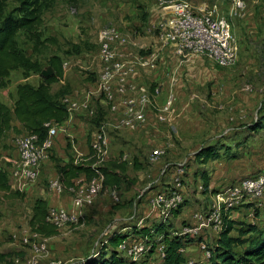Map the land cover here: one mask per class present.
I'll return each mask as SVG.
<instances>
[{
  "label": "rangeland",
  "instance_id": "obj_1",
  "mask_svg": "<svg viewBox=\"0 0 264 264\" xmlns=\"http://www.w3.org/2000/svg\"><path fill=\"white\" fill-rule=\"evenodd\" d=\"M245 1L244 13L231 19L233 36L240 46L238 58L231 66L222 68L203 56L183 59L174 53L177 62L169 76H175L169 80L174 78L175 102L167 115L166 136L171 144L164 145L165 136L155 134L140 149L127 130L111 131L109 154L113 156L110 154L108 159L121 157L129 150L128 159L131 157L126 179L117 189L118 201L101 192L93 204L79 211L77 222L57 228L54 235L36 239L29 220L32 202L39 193L33 190L27 194L25 187L18 189L9 178L14 191L0 192V264H103L105 260L116 259L123 261L120 264H167L162 253L174 236L185 238L180 264H199L207 258L204 250L213 248L225 218L234 221L231 236H238L237 230L249 224H263L264 195L232 194L241 180L264 174V126L250 130L264 113V0ZM40 3L42 39L49 40L37 50H33L24 31L19 32L16 40L20 49L38 60L42 68L52 55L60 56L62 61L80 52L96 57L98 32L104 27H114L128 37L129 42L122 48H138L135 45L139 41L145 42L142 49L149 51L148 43L154 45L156 41L160 46L158 32L167 17L160 0H41ZM218 3L219 14L227 16L231 0ZM13 6L16 4H9V8ZM39 76L31 74L29 81L36 83ZM10 77L13 85L23 75L17 70ZM156 113L152 108L153 118L148 125L162 128L163 122L157 120ZM14 139L8 134L4 143L10 150L7 152L10 160L14 159ZM201 147H212L218 151V157L202 163L195 157ZM155 148L164 150L154 161L156 167L149 161ZM143 150L148 158L144 162H149L141 168V164L138 167L132 160H138L137 155ZM2 152L0 148V167L7 170L10 162L2 159ZM140 174L142 183L135 186ZM203 175L207 178L206 185ZM49 180H40L39 173L35 183L47 192ZM158 190L179 197L176 205H155L152 199ZM15 191L18 194H12ZM148 191L154 194L153 198L146 199ZM68 196L72 199L69 193ZM228 199L232 202L229 207ZM201 219L206 226H200ZM189 228L197 230L189 233ZM248 237L254 236L245 234L240 239ZM38 242L44 245L43 251L34 250L33 245ZM246 245L247 242L235 250L240 251Z\"/></svg>",
  "mask_w": 264,
  "mask_h": 264
},
{
  "label": "built area",
  "instance_id": "obj_2",
  "mask_svg": "<svg viewBox=\"0 0 264 264\" xmlns=\"http://www.w3.org/2000/svg\"><path fill=\"white\" fill-rule=\"evenodd\" d=\"M160 2L167 16L166 20L160 24L158 32L160 48H170L183 59L203 56L222 68L231 66L237 60L240 46L233 36L231 19L244 13L247 6L245 0H231L227 16L219 14L218 0H211L202 8L193 6L187 0H160ZM98 42L99 57L102 62V70L99 75L100 98L107 106V112L110 115H106L100 121L89 143V149L94 158L92 164L94 176L86 180L85 175L81 174L68 188L59 181L58 177L49 181V188L56 195L69 193L72 196L73 210L69 211L65 208L48 210L47 220L56 228H61L67 223L77 222L79 211L83 207L93 204L101 192L110 194L115 201H118L117 188L105 187L103 184L104 174L98 169L108 160L111 131H137L147 126L149 124L147 113L151 112L152 108L157 110V120L164 122L175 102L174 78H171L169 89L165 91L164 102L162 105H158L155 96L160 93V87L138 84L134 80L135 69L131 62L121 61L117 58L116 46H123L126 43L125 35L121 31L114 27H104L98 32ZM153 61L154 59L151 57L142 65L153 67ZM62 100L67 105L68 116L83 106L68 96H64ZM56 131L57 125L51 124L47 137L42 142L38 141L36 135L29 133H22L15 137L14 145L17 157L9 160L7 172L18 189L36 182L42 161L52 151L53 137ZM163 153L162 148H155L150 154V159L156 160ZM242 193L253 197L264 195V174L241 180L233 188L232 194L240 195ZM178 198L173 193L163 190L156 194L154 204L174 207ZM227 205L228 207L232 205L231 200ZM200 226H206L203 219H201ZM196 230L189 228L187 232H196ZM32 234L36 239L42 237L34 231ZM33 246L35 251H43L45 248L40 242ZM200 247L205 249L203 244ZM204 251L208 257L209 250ZM162 256L165 257L164 252Z\"/></svg>",
  "mask_w": 264,
  "mask_h": 264
},
{
  "label": "trees",
  "instance_id": "obj_3",
  "mask_svg": "<svg viewBox=\"0 0 264 264\" xmlns=\"http://www.w3.org/2000/svg\"><path fill=\"white\" fill-rule=\"evenodd\" d=\"M41 0H0V91L10 84L12 72L21 70L23 78L27 79L31 74H38L42 70L40 62L27 56L17 44V36L24 31L27 40L32 43L33 50H37L49 39H42L40 26ZM16 4L9 8V4ZM47 66H51L54 73L48 77L39 76L37 84L28 82L17 84L15 87V99L11 106L0 101V148H7L3 141L6 134L12 131L16 136L22 133L36 135L39 142L47 137L51 124H60L68 117L66 103L63 102L67 91L64 89L56 93L51 92V85L63 80V65L61 57L52 55L47 60ZM18 123L21 128H17ZM100 123V122H99ZM98 123V125H99ZM97 125V126H98ZM264 126V113L260 120L250 130L256 131ZM195 157L206 163L209 159L218 157V151L212 147H201L195 152ZM94 158L92 151L79 161L70 159L67 163L57 164L55 171L59 181L68 188L74 180L83 174L86 180L94 176L92 164ZM126 166L124 160H107L98 169L104 174L103 184L106 187H115L126 179ZM96 168V167H95ZM204 184L207 178L202 176ZM0 192L10 193L11 186L6 169L0 167ZM12 194H18L17 191ZM48 205L42 198H36L32 207V215L29 225L34 232L41 236L56 234L57 228L47 220ZM258 215V214H257ZM2 213L0 212V218ZM234 221L225 218L219 236L209 249V256L199 264H264V221L261 226L249 224L244 229H238V236H231ZM252 234L254 237L240 239V236ZM182 236L172 237L166 245L165 256L167 264H180L183 257L180 253L185 244ZM247 245L240 251L235 248ZM120 259L108 261L103 264H120ZM99 264V263H97Z\"/></svg>",
  "mask_w": 264,
  "mask_h": 264
},
{
  "label": "crops",
  "instance_id": "obj_4",
  "mask_svg": "<svg viewBox=\"0 0 264 264\" xmlns=\"http://www.w3.org/2000/svg\"><path fill=\"white\" fill-rule=\"evenodd\" d=\"M188 1V0H187ZM195 7H204L209 1L203 0L199 2H191ZM129 42L128 37H126V43ZM138 48H134L131 46L127 47H116L117 58L122 61L131 62L133 68L135 69V77L134 80L141 85L151 84L152 86H159L161 91L155 96L156 103L158 105H162L165 99L167 84L170 82V77L175 75H170V69L176 65V56L172 49L170 48H160L155 41V44L151 43L146 44V48L151 46V49L144 50L142 49L145 46L144 43H140L137 41ZM124 46V45H123ZM145 48V47H144ZM146 51V52H145ZM80 52V51H79ZM81 53V52H80ZM78 53L79 55L70 56L67 60L62 61L63 65V80L60 82L53 83L51 85V92L56 93L61 89L67 91L65 96H68L71 100L80 102L83 106L77 110H74L73 113L68 116L63 122L57 125L56 134L53 137V148L50 155L44 159L40 165V180L44 178H48V180L57 177V173L55 171V166L57 164L67 163L70 159H73L75 162L82 160L85 158L89 152V143L93 137V133L98 125V123L106 116L107 106L102 102L99 89V75L102 70V62L99 57V53H97L96 57H90L87 52ZM151 57L154 59L152 62L154 64L153 67L150 65H142L144 61L150 60ZM171 67V68H170ZM22 79L13 84H9L6 88L0 91V101L8 106H11L15 99V87L17 84L28 82L30 84H37L29 81V78ZM152 91V89H151ZM174 108V107H173ZM173 110V109H172ZM172 112V111H171ZM171 114V113H170ZM148 121H152L151 112L147 113ZM171 119V118H169ZM17 128H21V126L16 123ZM164 128V130H163ZM159 129V130H158ZM128 131V130H127ZM133 135V144H135L138 148L142 145H146L150 140L153 139L154 135L165 136L163 140V144L167 146V142L171 144V141H167V118L163 122V127L160 128L154 125H148L138 131H128ZM11 134V137H16V135L10 131L6 135ZM113 138V134L110 136ZM5 140L3 141V143ZM11 143V142H10ZM111 145V144H110ZM109 145V148H110ZM2 159L6 162H9V158L7 156V152L10 151L9 148H2ZM142 149V148H140ZM110 151V149H109ZM111 154V153H110ZM109 154V156H110ZM146 150H143V153L137 155L138 160L133 158V164L141 168L145 167L147 162H153L154 167H156L157 163H154L156 160L150 159L149 161H145L147 158ZM146 155V156H145ZM113 154H111V157ZM130 150L127 154H123L120 158H114L119 160H127V166L131 165L130 159ZM145 156V157H144ZM12 157H17L16 149L12 151ZM109 157V158H111ZM108 159V160H114ZM138 163V164H137ZM140 168V169H141ZM164 171H162V174ZM54 174V177H53ZM152 177L155 176V173L151 174ZM136 184H141V174L137 177ZM49 180V181H50ZM124 182H122L118 188H121ZM26 193H30L35 190L36 193H39V196L36 198H42L46 201L48 208L53 206L56 208H65L66 210H73L72 199L68 196V193L63 195H56L50 188V191L45 192L37 183L28 185L24 189ZM11 191L12 187H11ZM160 192L158 190L155 195ZM147 198H153L154 194L151 192H147ZM35 198V199H36ZM155 198V197H154ZM152 199V201L154 200ZM34 199V200H35ZM32 202V207L33 203ZM32 215V209H31ZM31 218V217H30ZM235 226V224H234ZM218 238V237H217ZM204 259V257H203Z\"/></svg>",
  "mask_w": 264,
  "mask_h": 264
},
{
  "label": "water",
  "instance_id": "obj_5",
  "mask_svg": "<svg viewBox=\"0 0 264 264\" xmlns=\"http://www.w3.org/2000/svg\"><path fill=\"white\" fill-rule=\"evenodd\" d=\"M54 73V70L51 66H45L42 68L40 75L42 77H48Z\"/></svg>",
  "mask_w": 264,
  "mask_h": 264
}]
</instances>
